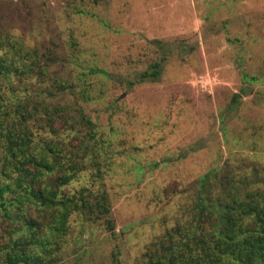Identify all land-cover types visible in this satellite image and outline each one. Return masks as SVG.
<instances>
[{
    "label": "rangeland",
    "instance_id": "obj_1",
    "mask_svg": "<svg viewBox=\"0 0 264 264\" xmlns=\"http://www.w3.org/2000/svg\"><path fill=\"white\" fill-rule=\"evenodd\" d=\"M0 121L26 153L72 156L58 197L108 198V214L71 212L52 264H155L191 226L200 176L264 165V0H0ZM20 207L23 219L0 215V264L41 251L28 222L51 235L54 209Z\"/></svg>",
    "mask_w": 264,
    "mask_h": 264
},
{
    "label": "trees",
    "instance_id": "obj_2",
    "mask_svg": "<svg viewBox=\"0 0 264 264\" xmlns=\"http://www.w3.org/2000/svg\"><path fill=\"white\" fill-rule=\"evenodd\" d=\"M155 67L156 70L144 76H157L159 64ZM60 111L55 108L54 115ZM86 122L90 123L88 119ZM2 127L0 121V129ZM3 136L10 142L11 154L5 166L15 168L18 175L9 176L7 183L0 181V215L8 219L12 216L23 219L20 207L23 204L40 212L54 209V226L49 229L50 236L40 238L36 232L37 223L26 224L30 233L24 241L32 246L40 245L41 251L31 253L23 246L12 248L6 252V263L52 264L51 238L65 231L71 212H94L95 208L99 215L108 214V198L106 194H101L92 203L84 190L78 195L63 194L58 197L60 188L70 183L78 169L72 156L68 163L63 162V157L67 155L61 154V149L54 150L51 145L48 149L52 159L44 148L38 154L26 153L28 140L24 132ZM82 151L79 148L73 155ZM249 168L248 173L230 175L219 167L198 178L192 224L185 231L176 230L179 239L168 235V242L162 243L163 255L156 259L155 264H264V165L253 164ZM56 172L59 173L52 183L48 177ZM9 193L12 194L10 197ZM107 227L114 229L111 220H107ZM22 243L16 242L17 245Z\"/></svg>",
    "mask_w": 264,
    "mask_h": 264
}]
</instances>
